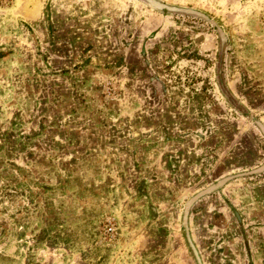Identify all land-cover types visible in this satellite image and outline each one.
<instances>
[{"label": "rangeland", "instance_id": "374dc122", "mask_svg": "<svg viewBox=\"0 0 264 264\" xmlns=\"http://www.w3.org/2000/svg\"><path fill=\"white\" fill-rule=\"evenodd\" d=\"M0 264H264V0H0Z\"/></svg>", "mask_w": 264, "mask_h": 264}]
</instances>
